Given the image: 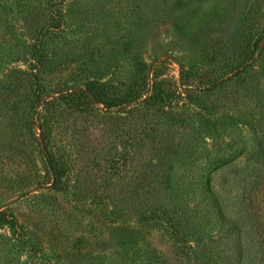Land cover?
<instances>
[{
  "label": "rangeland",
  "instance_id": "374dc122",
  "mask_svg": "<svg viewBox=\"0 0 264 264\" xmlns=\"http://www.w3.org/2000/svg\"><path fill=\"white\" fill-rule=\"evenodd\" d=\"M262 9L0 0V264H193L202 240L206 264H237L236 249L238 264H264ZM155 69L161 107L79 95L134 90ZM46 147L66 155L65 190L38 189ZM118 152L135 159L115 171Z\"/></svg>",
  "mask_w": 264,
  "mask_h": 264
},
{
  "label": "trees",
  "instance_id": "16d2710c",
  "mask_svg": "<svg viewBox=\"0 0 264 264\" xmlns=\"http://www.w3.org/2000/svg\"><path fill=\"white\" fill-rule=\"evenodd\" d=\"M264 16V9H262L261 12ZM264 37V27L261 29V36L260 38L262 39ZM258 42V41H256ZM158 62H164V61H158ZM157 69H155L151 74L155 79H151L150 82L152 84H150L148 77L146 79H143L142 83L139 84V87H136V89H130V90H126L124 93H120V94H116V95H110L108 94V91L103 88L102 86H92V84H88L86 86L85 90L80 91L79 95L84 96V99H89V101L91 103H100L103 105V107H105L106 109H110V108H119V110L123 109V106H127L130 105L132 103H136L138 105H143V106H157V107H161V93L160 91L157 89V85L159 83H157L156 81V76H157ZM137 82V81H136ZM134 82V83H136ZM149 91H151V93L149 95H146ZM184 90L179 91V92H174L173 93V97H178L181 96ZM81 99V100H84ZM39 125V126H38ZM38 129V135H39V143H41L42 145H47V143L50 141L49 140V133L48 132V126L44 125V123H39ZM33 126V125H32ZM36 133V131H35ZM147 137V135H146ZM145 138V137H144ZM141 135L136 136L133 138L134 143L136 144L135 148H137V146L139 145V143H141L144 139ZM124 155V154H123ZM122 155V156H123ZM108 156V155H107ZM121 153H117V154H110L107 158V161L109 163V166L112 170L115 169L118 170V166L115 165V158H118L121 160ZM43 158L45 160V164H46V171L49 174V179L50 181H45V182H39L37 184L38 189L42 188L46 183L50 182L52 187L56 190H65L66 187L64 186L65 180L63 179V177L66 174V165H67V158L66 155L64 153L59 154L58 152H52L50 150V147H46V152L43 154ZM135 159V154L133 155H124L122 157V160L126 163L129 164L130 162H133V160ZM135 176L136 175V171L134 173ZM157 175V174H155ZM64 181V182H63ZM207 196H213V191L210 189L207 192ZM214 201H208L209 203V207L212 208V210H218L220 208V206L217 204V201L215 199V197L213 198ZM99 205H101L102 210L104 211L105 214V218L109 220V222L112 224L114 223V219L115 218H110V212L105 213L106 210H108V203H106L105 201L102 200H98L97 201ZM4 212L0 211V217L1 219H6L7 217L3 216ZM115 215V214H114ZM116 217V216H115ZM186 237L190 236L189 234L185 233ZM127 237H131V236H127ZM187 240V241H185ZM136 241V240H135ZM183 241L188 242L191 241L189 238L188 239H183ZM203 242L205 243V241H200L197 242L196 245H194L195 247H198L201 252L198 254V256L196 257H192V261L193 264H206L205 260L203 258H201L200 256L203 253V246L205 244H203ZM201 243V244H199ZM237 253L235 254V257L238 258L240 260L241 258V252L239 251V249H236ZM238 259L236 260L237 264L239 263ZM236 264V263H234Z\"/></svg>",
  "mask_w": 264,
  "mask_h": 264
}]
</instances>
